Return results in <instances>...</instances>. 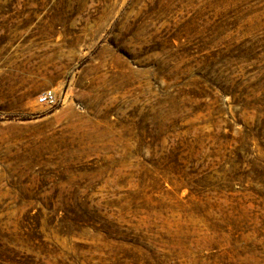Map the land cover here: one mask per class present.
I'll return each instance as SVG.
<instances>
[{
	"label": "rangeland",
	"instance_id": "374dc122",
	"mask_svg": "<svg viewBox=\"0 0 264 264\" xmlns=\"http://www.w3.org/2000/svg\"><path fill=\"white\" fill-rule=\"evenodd\" d=\"M0 264H264V0H0Z\"/></svg>",
	"mask_w": 264,
	"mask_h": 264
},
{
	"label": "built area",
	"instance_id": "2783aa9c",
	"mask_svg": "<svg viewBox=\"0 0 264 264\" xmlns=\"http://www.w3.org/2000/svg\"><path fill=\"white\" fill-rule=\"evenodd\" d=\"M39 102L42 104L55 105L58 102V96L54 90L48 89L40 95Z\"/></svg>",
	"mask_w": 264,
	"mask_h": 264
}]
</instances>
